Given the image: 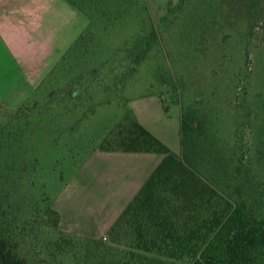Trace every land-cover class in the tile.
I'll list each match as a JSON object with an SVG mask.
<instances>
[{
  "label": "rangeland",
  "instance_id": "374dc122",
  "mask_svg": "<svg viewBox=\"0 0 264 264\" xmlns=\"http://www.w3.org/2000/svg\"><path fill=\"white\" fill-rule=\"evenodd\" d=\"M74 1L90 20L81 34L87 45L23 103L0 100V122H13L27 103L20 124L28 126L10 154L25 170L15 176L27 194L19 202L32 206L45 193L63 230L102 238L97 220L125 206L133 171L119 163L91 167L94 152L84 147L94 128L117 124L130 109L181 154V116L196 108L220 146L233 143L239 125L254 141L264 119V0ZM34 217L21 209L13 223L26 248L57 236Z\"/></svg>",
  "mask_w": 264,
  "mask_h": 264
},
{
  "label": "trees",
  "instance_id": "16d2710c",
  "mask_svg": "<svg viewBox=\"0 0 264 264\" xmlns=\"http://www.w3.org/2000/svg\"><path fill=\"white\" fill-rule=\"evenodd\" d=\"M86 45L81 36L47 80L66 71L70 57ZM26 105L13 114L15 122H0V264H264V119L254 141L245 140L239 125L233 143L220 146L196 108L185 109L181 154L130 109L117 124L94 128L85 142L88 155L101 150L163 156L107 234L94 238L63 230L49 195L32 206L16 198L27 197L24 182L15 177L25 170H16L10 157L13 141L28 126L20 124ZM29 207L35 224L57 236L26 248L13 223Z\"/></svg>",
  "mask_w": 264,
  "mask_h": 264
},
{
  "label": "crops",
  "instance_id": "0c3cea01",
  "mask_svg": "<svg viewBox=\"0 0 264 264\" xmlns=\"http://www.w3.org/2000/svg\"><path fill=\"white\" fill-rule=\"evenodd\" d=\"M89 22L87 13L71 0H0V100L8 105L26 101L87 29ZM93 154L92 168L95 161L119 163L132 169L134 174L129 178L126 198L121 202L125 206L121 210L119 207L112 217L106 214L97 220L107 234L163 156L101 150Z\"/></svg>",
  "mask_w": 264,
  "mask_h": 264
}]
</instances>
